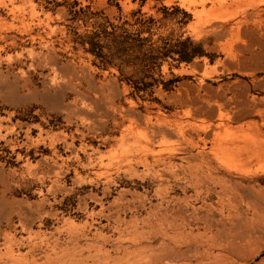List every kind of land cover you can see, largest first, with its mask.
I'll use <instances>...</instances> for the list:
<instances>
[{"label": "rangeland", "instance_id": "rangeland-1", "mask_svg": "<svg viewBox=\"0 0 264 264\" xmlns=\"http://www.w3.org/2000/svg\"><path fill=\"white\" fill-rule=\"evenodd\" d=\"M227 256L264 264V0H0V264Z\"/></svg>", "mask_w": 264, "mask_h": 264}, {"label": "bare ground", "instance_id": "bare-ground-1", "mask_svg": "<svg viewBox=\"0 0 264 264\" xmlns=\"http://www.w3.org/2000/svg\"><path fill=\"white\" fill-rule=\"evenodd\" d=\"M165 220H167V218L165 219ZM238 254V251L237 250H235L234 252H233V254H232V256L233 257H235V255H237ZM233 257H225L223 260H222V262H223V264H230L231 263V260L233 259ZM229 258H230V260H229ZM235 261V260H234ZM239 262V261H238ZM237 262V263H238ZM245 263V262H244ZM243 263V264H244ZM215 264H219V263H215ZM238 264H240V263H238Z\"/></svg>", "mask_w": 264, "mask_h": 264}]
</instances>
